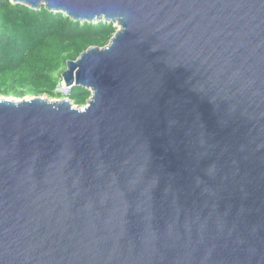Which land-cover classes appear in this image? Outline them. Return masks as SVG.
Listing matches in <instances>:
<instances>
[{
  "label": "water",
  "instance_id": "95a60500",
  "mask_svg": "<svg viewBox=\"0 0 264 264\" xmlns=\"http://www.w3.org/2000/svg\"><path fill=\"white\" fill-rule=\"evenodd\" d=\"M12 1L117 30L0 96V264H264V0Z\"/></svg>",
  "mask_w": 264,
  "mask_h": 264
},
{
  "label": "trees",
  "instance_id": "16d2710c",
  "mask_svg": "<svg viewBox=\"0 0 264 264\" xmlns=\"http://www.w3.org/2000/svg\"><path fill=\"white\" fill-rule=\"evenodd\" d=\"M116 30L113 22L76 21L45 6L0 0V96L30 93L86 105L91 90L79 85L59 90L61 73L90 46H106Z\"/></svg>",
  "mask_w": 264,
  "mask_h": 264
},
{
  "label": "rangeland",
  "instance_id": "374dc122",
  "mask_svg": "<svg viewBox=\"0 0 264 264\" xmlns=\"http://www.w3.org/2000/svg\"><path fill=\"white\" fill-rule=\"evenodd\" d=\"M59 90H64V91H66L67 89L65 88V86H64V81L62 80V85H61V87L59 88ZM2 96H10V97H12V98H16V99H20V98H23V97H34V96H37V95H33V94H30V93H25V95H23L22 97H20V96H18V95H16L14 92H11L9 95H2ZM44 96H46V97H48L47 95H44ZM48 98H50V99H53V100H58V99H60V98H57V97H48Z\"/></svg>",
  "mask_w": 264,
  "mask_h": 264
},
{
  "label": "built area",
  "instance_id": "2783aa9c",
  "mask_svg": "<svg viewBox=\"0 0 264 264\" xmlns=\"http://www.w3.org/2000/svg\"><path fill=\"white\" fill-rule=\"evenodd\" d=\"M61 85H62V83H61ZM61 85H60V87H61ZM64 86H65L66 89L69 88V86H67V85L65 84V82H64ZM60 87H59V88H60Z\"/></svg>",
  "mask_w": 264,
  "mask_h": 264
}]
</instances>
